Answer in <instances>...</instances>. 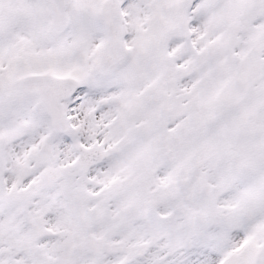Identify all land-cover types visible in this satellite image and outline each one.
Returning <instances> with one entry per match:
<instances>
[{"label":"snow or ice","instance_id":"obj_1","mask_svg":"<svg viewBox=\"0 0 264 264\" xmlns=\"http://www.w3.org/2000/svg\"><path fill=\"white\" fill-rule=\"evenodd\" d=\"M0 264H264V0H0Z\"/></svg>","mask_w":264,"mask_h":264}]
</instances>
